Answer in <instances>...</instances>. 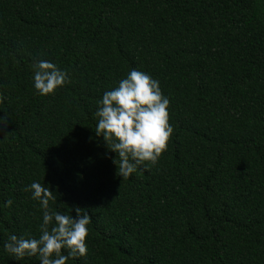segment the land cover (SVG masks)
Returning <instances> with one entry per match:
<instances>
[{
    "label": "trees",
    "instance_id": "trees-1",
    "mask_svg": "<svg viewBox=\"0 0 264 264\" xmlns=\"http://www.w3.org/2000/svg\"><path fill=\"white\" fill-rule=\"evenodd\" d=\"M36 59L70 82L36 94ZM133 68L159 80L173 133L124 179L94 113ZM0 95V264H38L3 250L39 235L33 181L91 216L67 264H264V0H0Z\"/></svg>",
    "mask_w": 264,
    "mask_h": 264
},
{
    "label": "clouds",
    "instance_id": "clouds-1",
    "mask_svg": "<svg viewBox=\"0 0 264 264\" xmlns=\"http://www.w3.org/2000/svg\"><path fill=\"white\" fill-rule=\"evenodd\" d=\"M31 68L33 88L40 96L52 95L70 82L67 71L51 60L36 59ZM6 99L0 95V104ZM169 103L159 80L135 68L119 79L115 87L103 92L94 113V132L103 138L107 150L115 153L112 162L119 177L127 179L137 172L139 165L147 168L148 164L158 162L173 133L168 122ZM6 122L0 116V132L7 127ZM23 191L39 204V235L9 233L3 243L4 252L16 261L34 257L38 264H67L84 257L91 222L88 210L73 205L61 211L56 191L40 181L31 182ZM12 203L7 199L3 206L10 207Z\"/></svg>",
    "mask_w": 264,
    "mask_h": 264
}]
</instances>
